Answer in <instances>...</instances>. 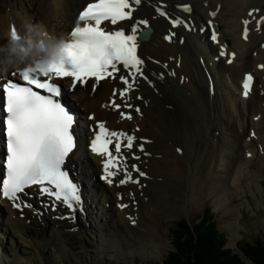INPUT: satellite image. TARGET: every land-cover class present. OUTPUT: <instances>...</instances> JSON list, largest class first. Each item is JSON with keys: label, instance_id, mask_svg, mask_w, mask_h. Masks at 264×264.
<instances>
[{"label": "bare ground", "instance_id": "6f19581e", "mask_svg": "<svg viewBox=\"0 0 264 264\" xmlns=\"http://www.w3.org/2000/svg\"><path fill=\"white\" fill-rule=\"evenodd\" d=\"M85 1L88 0H0V73H7L24 58V52H10L9 37L13 26L22 36L20 45L29 51L33 40L49 43L66 32ZM185 2L191 3L188 14L178 8ZM140 3L129 22L143 19L152 27L145 40H137L143 75L135 76V83L123 98L112 95L113 89L123 88L118 79L103 80L94 91L88 83L77 87L72 94L85 116L94 115L92 120H85V138L90 136L89 127L94 120L133 133L135 141L131 151L125 152V163L132 179L139 183L120 184L124 174H119L112 184L99 187L101 194L87 188V206L91 212L83 217L78 213L80 219L76 220L66 218L63 211L58 215V209L52 212L41 198L35 202L21 199L19 202L31 207L20 210L13 207L11 201L5 202L0 209V236H3V239L0 237V256L5 257L3 241L20 239L25 232L31 231H36L43 239L47 233L52 235V240L43 244L45 250L55 240L61 252L70 250L75 257L79 250L76 245L86 243L93 249L90 257L97 252L109 257L123 254L143 257L145 240L152 253L161 255L165 242L158 232L157 219L155 225L145 217L138 219L133 215L141 205V198L145 212L149 213L158 193L171 195L173 191L179 206L189 201L202 202L206 196L217 194L215 204L225 207L222 216H227L232 212L240 215V203L235 210V207L229 208L227 202L231 194L240 196L243 182L249 187L254 183L256 190L261 189V184L256 182L259 176L249 160L253 159L259 167L264 164V136L259 130L264 126V68L260 67L264 65V22L257 24V20L264 17L262 1L141 0ZM156 6L159 11L165 10L166 15L157 14ZM213 12L215 16L211 15ZM182 15H190L188 26L179 23L172 27L170 21L179 20ZM245 20L249 21L246 40L242 39ZM204 28L203 33L201 29ZM213 31L216 41L209 39ZM168 36L171 39H166ZM224 39L229 42L228 46ZM222 49L226 53L224 56H220ZM245 53L249 57L242 64ZM245 72L262 79L260 86L255 79L246 96L241 94ZM112 100L121 107L114 109ZM121 112L131 115L132 119L122 118ZM234 122L241 135L236 138L232 135L230 139ZM155 144L161 148L154 150ZM75 159H80L87 171L98 170V158L89 155L86 149L78 152ZM140 172L144 173L143 177ZM229 184L233 188L230 194ZM105 201L108 207L104 206ZM156 210L168 215L177 212H168L167 208ZM237 221L238 216L235 221L221 226L233 246L239 237ZM120 225L130 228L127 233L135 237L126 240ZM136 237L140 238L138 248H126L124 242L135 247ZM19 243L14 250L16 262L19 261L17 256L29 259L24 248L21 249L28 244ZM41 254L38 250L37 256Z\"/></svg>", "mask_w": 264, "mask_h": 264}, {"label": "snow or ice", "instance_id": "6c2138e0", "mask_svg": "<svg viewBox=\"0 0 264 264\" xmlns=\"http://www.w3.org/2000/svg\"><path fill=\"white\" fill-rule=\"evenodd\" d=\"M140 2L141 0H91L78 13L77 21L67 39L61 38L47 46L41 41L38 44L40 53L36 59L22 68L17 65V70L10 76L0 73V94L3 98L0 111L4 114L0 124L6 147V158L3 161L6 175L0 179V197L11 201L13 207H31L30 204L19 202L21 194L31 186H37L42 196L61 201L69 209L81 202L79 185L70 179L68 171L63 167L75 147L72 134L74 117L56 99L61 95L62 86L54 80L71 77L74 90L77 82L84 84L89 78H94L98 83L110 77L118 79L125 86L120 90L113 89L112 95L125 97L135 83V76L143 75L140 67L143 61L137 56V32L138 26L147 22L134 21L127 31L124 28L106 30L102 24L108 22L115 26L121 21L132 20L134 6ZM183 8L190 11L187 5ZM215 14L211 13L213 16ZM262 22L264 17L257 20L258 25ZM179 23V20L173 21V26ZM248 23L249 21H244L245 39ZM42 35L47 36V33ZM9 39L12 42L11 53L26 51L20 45L22 36L15 26ZM166 39H171V36ZM211 39L217 40L215 31ZM220 55H226L223 49ZM234 55L233 53L232 56ZM228 62L231 63L232 60ZM260 67L264 68V65ZM252 79L250 74L245 79V95ZM95 87L96 84H93V89ZM111 106L114 109L121 107L115 100L111 101ZM124 106L131 107L127 104ZM120 115L122 118L132 119L131 115L123 112ZM97 127L99 130L94 129L89 146L94 154L105 157L103 179L111 184L110 178L122 171L124 179L119 181L120 184L129 181L139 183L127 171L121 152L122 147H133L135 137L109 131L103 123H99ZM140 150L143 151L142 144ZM132 168L139 171L135 165ZM140 175L143 176L144 173L140 172Z\"/></svg>", "mask_w": 264, "mask_h": 264}, {"label": "rangeland", "instance_id": "374dc122", "mask_svg": "<svg viewBox=\"0 0 264 264\" xmlns=\"http://www.w3.org/2000/svg\"><path fill=\"white\" fill-rule=\"evenodd\" d=\"M262 7L264 8V0H261ZM196 10L198 12V5L195 2ZM244 56V55H243ZM242 60V64H244L247 59L248 55L244 56ZM244 68V67H243ZM202 92V91H201ZM232 134L230 135V139L233 135V138H236L238 135L240 136V128H238L237 122H234L232 124ZM260 133L264 136V126H261L259 128ZM218 139H220V136H217ZM231 143V142H230ZM154 150H158L161 148L160 145L155 144L152 146ZM232 148L234 146H231ZM226 151L230 152L228 149ZM241 156H238L240 158ZM253 159L249 160V163H251V168L256 170L258 174V178L256 182L261 184V189L256 190L254 183L251 184L249 187L246 182L242 183L243 191L240 192L239 197L233 196V194L228 196V202L227 206L229 208H233L237 210V204L240 203L239 212L240 215H238L236 212H232L227 216H222V214L225 212V207H218L215 204V195H208L205 197L202 202H192L189 201L188 203H185V208L183 206H179L176 201H178V197L173 194L168 195H162L161 193L157 194V197L154 198L153 204L154 206L152 209H150L149 213L145 212V205H144V199L141 198V205L137 211L133 212V215H136L139 219L140 217H145V219L150 223L156 225V219L158 221L157 223V229L158 232L163 236V242H165L164 245V251L161 253V255L152 253L150 251V248L147 244V240H145V254L143 257H134L131 254H123V255H114V256H106L105 254L99 255L97 252L94 254L93 257L91 256L92 248L90 245L86 244H77V250L76 257L72 255L70 250H65L64 252L60 251V245L58 241H53L52 245H49V248L46 247V250L43 248L44 243L46 241L52 240V235L50 233H47L44 237H40L36 231L31 232H25L24 236L22 238H12L11 240L7 241L6 243V250L5 251V257L0 256V264H147L148 262H155L160 261L170 250H174V233L173 228L177 227L179 225V222L181 219H186L189 223L195 224L198 223L203 217L204 211L206 212L208 208H210L209 212H213L212 219L217 224L218 229L223 232L225 235V245H229L232 249H235L236 244H240L244 241V239H253V238H262L264 237V164L260 167L257 165L255 161H252ZM164 163V162H163ZM255 172V171H254ZM251 179H249L250 182ZM166 182H163L164 184ZM249 188L253 189V192H250ZM260 188V187H259ZM233 191L232 186L229 184V193ZM180 195V192H178ZM258 198V199H257ZM175 200V201H173ZM212 207V209H211ZM167 208L168 212H175V215H168L165 211L156 210V209H163ZM156 210V211H155ZM179 210V211H178ZM234 210V211H235ZM155 212V214H154ZM156 215V216H155ZM238 216V233L239 237L236 239V242L234 243L235 246L229 244V239L226 235V232L221 227L223 223H228V221H235V217L237 219ZM147 218H151L148 220ZM203 220V219H202ZM122 228V231L124 232V235L126 236V240L129 237H135L134 235H129L126 230H130V228H126L124 225H120ZM137 238V237H136ZM15 239V240H14ZM246 239V240H247ZM20 240V241H19ZM25 240V241H24ZM167 240V242L165 241ZM135 247L128 246L126 242H124L126 248H138L140 238H137ZM17 242V243H16ZM21 242L24 244L27 243L28 246L22 247L24 248V252L26 253L27 257L29 259H23L18 258V262L15 261V255L14 250L16 246H18V243ZM20 244V243H19ZM54 245V246H53ZM147 245V246H146ZM151 245L153 247V242L151 240ZM55 247V248H54ZM54 249V250H53ZM230 249V248H229ZM40 251L42 254L41 257L37 256V251ZM175 251V250H174ZM19 252V251H18ZM142 252V253H143ZM105 257V258H103ZM108 258V259H107ZM248 260V259H246ZM249 261V260H248ZM250 262V261H249ZM250 264V263H246Z\"/></svg>", "mask_w": 264, "mask_h": 264}, {"label": "trees", "instance_id": "16d2710c", "mask_svg": "<svg viewBox=\"0 0 264 264\" xmlns=\"http://www.w3.org/2000/svg\"><path fill=\"white\" fill-rule=\"evenodd\" d=\"M203 217L195 224L181 219L173 228L175 251H169L161 263L147 264H245L238 254L224 248L225 235L219 232L212 213L207 211ZM246 239L238 248L250 264H264V238Z\"/></svg>", "mask_w": 264, "mask_h": 264}, {"label": "water", "instance_id": "95a60500", "mask_svg": "<svg viewBox=\"0 0 264 264\" xmlns=\"http://www.w3.org/2000/svg\"><path fill=\"white\" fill-rule=\"evenodd\" d=\"M226 247H229V246L226 245ZM237 253L239 254V256H240V258H241L242 260H245L246 263H250V262H251L250 260H249V261H250V262H249L248 260L245 259V256L243 255V253H242L240 250H237Z\"/></svg>", "mask_w": 264, "mask_h": 264}]
</instances>
